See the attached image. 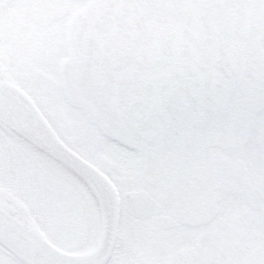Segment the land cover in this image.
<instances>
[{
	"label": "snow or ice",
	"instance_id": "snow-or-ice-1",
	"mask_svg": "<svg viewBox=\"0 0 264 264\" xmlns=\"http://www.w3.org/2000/svg\"><path fill=\"white\" fill-rule=\"evenodd\" d=\"M135 3L162 19L179 11L207 17L186 74L161 82L155 74L174 72L180 61L167 57L154 65L132 47H91L77 74L54 87L76 104L71 115L49 102L48 90L18 99L0 81V264H168L123 256L132 245L196 239L199 229H212L234 208L237 187L226 152L258 161L264 208V48L251 84L229 57L219 56L232 30L217 13L241 0ZM198 74L208 81L201 83ZM250 88L252 108L246 104ZM66 192L70 198L62 196ZM53 207L84 253L79 259L52 255L31 230ZM194 225L197 231H189ZM195 264H264V252L259 261Z\"/></svg>",
	"mask_w": 264,
	"mask_h": 264
},
{
	"label": "flooded vegetation",
	"instance_id": "flooded-vegetation-1",
	"mask_svg": "<svg viewBox=\"0 0 264 264\" xmlns=\"http://www.w3.org/2000/svg\"><path fill=\"white\" fill-rule=\"evenodd\" d=\"M103 2L0 0V73L13 81V78L22 80L24 87H21L26 92H30L43 76L39 68H34V63H47L57 69L62 80L70 81L79 70L81 58L94 46L105 51L132 47L154 65L161 64L167 57L180 61L174 72L155 74L161 82L183 76L194 67L195 44L201 39L207 21L204 14L179 11L170 19H162L137 7L135 0H118L117 6L111 9L102 6ZM241 26V38L231 39L227 50H222L219 56L229 57L241 78L251 84L255 80V57L264 48V3L261 0L248 1ZM197 79L201 83L208 81L205 74H198ZM47 90L56 95L54 89ZM56 96V105L64 102ZM65 103L77 108L75 103ZM246 104L249 108L256 105L251 88ZM128 148L135 151L131 140ZM234 154L225 153L223 160L232 166L233 181L238 187L240 175L245 170L238 169ZM248 158L253 160L254 167L260 168L256 159ZM245 184L250 189L255 187L251 181ZM259 223L249 220L246 224H238L233 220L220 225L213 239L203 244V253L210 259L215 257L222 261H259L264 252V229ZM183 252L181 257L188 253Z\"/></svg>",
	"mask_w": 264,
	"mask_h": 264
},
{
	"label": "rangeland",
	"instance_id": "rangeland-1",
	"mask_svg": "<svg viewBox=\"0 0 264 264\" xmlns=\"http://www.w3.org/2000/svg\"><path fill=\"white\" fill-rule=\"evenodd\" d=\"M51 65L53 66V63H51ZM21 68V63H19L18 69L20 70ZM34 68H39L43 76L38 79V83H35L30 88L32 90L37 88L46 90L54 89L53 86H56L63 79L62 76L57 73V69L55 70V68L49 66L47 63H34ZM4 74L6 73L4 72ZM13 79L20 87H24L22 80L19 78ZM40 80H43L44 84L42 81L40 82ZM30 92L27 93L29 94ZM52 95L53 94H51V103L55 104L54 102L57 96ZM57 105L63 106L68 111L69 115L77 110L76 107L69 106L65 101ZM232 153L233 152H226L227 155H231ZM237 161L238 169L245 170V173L240 175L241 180H239V185L237 187L235 206L212 229H199L198 238L196 239H192L189 235H183L171 242L167 240H158L148 246L132 245L127 249L123 259L126 262L146 260L150 262H168V264H178V262L181 264H195V262L202 260H217L215 257L210 259L207 254L203 253L202 246L204 243H208V241L213 239L216 232L220 229V225L229 224V221L233 220H236L238 224H246L249 220H252L255 222L259 221L260 227L264 229V208H261L259 203V169L254 167V164H251L253 160L251 161L248 157L242 158L237 155ZM245 181L253 182V186L255 185V187L252 189L248 188ZM62 196L64 198H70L71 193L66 192L63 193ZM14 211L18 210L14 209ZM48 215H51V217ZM31 226L42 234L49 236L59 247L69 251H79L73 246L71 234L64 228L55 207L48 209L44 213V216L42 215L38 221L32 222ZM189 231H197L196 226L194 225ZM182 252L188 253L186 256L183 255V257H181Z\"/></svg>",
	"mask_w": 264,
	"mask_h": 264
},
{
	"label": "water",
	"instance_id": "water-1",
	"mask_svg": "<svg viewBox=\"0 0 264 264\" xmlns=\"http://www.w3.org/2000/svg\"><path fill=\"white\" fill-rule=\"evenodd\" d=\"M248 2V0H241V6L231 10L230 12H218L217 15L222 17L231 27V39L233 38H240L242 36V28L241 23L244 18L245 14V5ZM0 81H3V88L4 91L9 94L10 96H13L18 99H27L26 94L18 89L15 85H13L11 82L3 79L0 77ZM34 234L37 236V238L42 242V244L46 247V249L51 252L52 255L60 258H66L69 260H76L79 259L84 253L82 252H68L64 251L55 245H53L51 242H49L46 238H44L41 234H38L34 232Z\"/></svg>",
	"mask_w": 264,
	"mask_h": 264
}]
</instances>
